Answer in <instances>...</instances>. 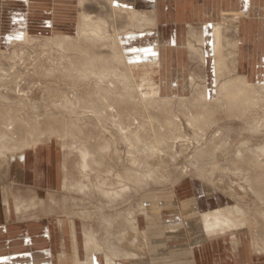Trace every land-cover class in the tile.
I'll list each match as a JSON object with an SVG mask.
<instances>
[{"label": "rangeland", "instance_id": "rangeland-1", "mask_svg": "<svg viewBox=\"0 0 264 264\" xmlns=\"http://www.w3.org/2000/svg\"><path fill=\"white\" fill-rule=\"evenodd\" d=\"M198 3L0 0V228L31 236L49 264L87 257L104 264L108 256L117 264H264V248L252 245H264V91L234 114L222 105L201 126L184 117L220 103L219 53L230 69L219 79L247 75L264 85V0H209L204 16ZM132 10L153 15L154 25L135 27ZM82 14L104 23L100 38L83 33ZM63 36L70 40L59 44ZM135 84L150 94L157 88L159 98L144 102ZM204 85L207 99L199 100L195 86ZM66 98L74 104H61ZM105 104L113 110L100 118ZM170 114L174 127L158 129ZM117 121L139 127L129 153L136 166ZM162 139L167 145L158 144ZM126 170L155 173L140 181L127 179ZM227 206L249 220L233 232L235 252L228 240L196 237L199 215ZM86 234L95 246H87Z\"/></svg>", "mask_w": 264, "mask_h": 264}, {"label": "bare ground", "instance_id": "bare-ground-1", "mask_svg": "<svg viewBox=\"0 0 264 264\" xmlns=\"http://www.w3.org/2000/svg\"><path fill=\"white\" fill-rule=\"evenodd\" d=\"M81 2H82V0H81ZM129 17H130L132 24L135 23L134 24L135 27L141 28L143 22H145V24H150L152 26L154 25L153 15L151 17V16H148L146 14L139 13L138 11L132 10V11H130ZM81 19H82L81 20L82 21L81 30L83 31L84 34L87 33L89 35V36H87V37H89V40L93 41L94 39L100 38L103 35V32L105 31V27H104V23L100 19H94L95 21H93L91 17L86 16L84 14L81 15ZM218 35H221V32L218 33ZM211 37H213V36L211 35ZM56 40L59 44H64L66 42H69L70 38H68L67 36H63V37H57ZM203 40H204V36H203ZM215 43H216L215 48H217L218 46L221 45L220 41L216 40ZM189 47L191 50H194V48L192 47L191 44H189ZM157 48H158V45L155 46V50H157ZM217 49H221V48H217ZM195 51H196V53L201 52V50L199 48L195 49ZM112 58L114 60H120L119 55L116 53L112 56ZM99 59L100 58H98V56H94V60L99 61ZM201 59L204 60L203 57ZM149 61L152 64H158V62L156 63L152 59H150ZM217 63H218L220 68H219V71H217V75H216L217 81L215 83H216L217 98L219 97L218 102H220V103L215 104V107H210V108H204V106H203V107H201V108H203V110L198 112V113H195V114L190 113V111L185 112L184 117L186 118L188 123L192 126H195V125L201 126L202 124H204L208 121L210 122L211 121L210 119L213 116V114L215 112H217V110L222 105L225 106L224 108H225V112L227 114H232V113L234 114L236 110H232L233 107L240 108L242 106H245V104H251L253 102V100H258L260 98V96H263L262 93L264 91V85L261 86V84L256 85V84L251 83L245 75H239L238 74V75H234L231 78H227V77L224 78L223 77L222 79H219L220 77L229 74V73H227V71H230V69L228 67H226L225 61H224V56L222 53H219ZM234 66H235V64H234ZM147 74L148 73H144V76H147ZM120 76H122L124 78V80H126V81L129 78L128 75H126V74H120ZM149 79H150V77H149ZM142 80L146 82V77L142 78ZM140 85L143 86L142 84H140ZM154 85H156V84H154ZM144 86H145V84H144ZM138 88H139V85L135 84L134 89L136 90V93L140 94L141 98H143L144 102H146V103H150L151 100L159 98V96H157L158 89L156 87H155L156 89L151 87L152 88L151 94L149 92H141L142 90H139ZM207 89H208V86L206 87V85L201 86V87L195 86L194 92L197 93L196 94L197 99L206 100L207 99V93H208ZM61 104H74V102L71 99L66 98L65 100H63V102ZM145 105L149 106L150 104H145ZM199 106H200V104H199ZM109 107L110 106L107 104L102 106V108L99 109L98 116L100 118H108L109 115H111V112L113 110V109L109 110ZM145 111H147L146 108H145ZM245 114H246L245 110H243L242 113L239 114L238 116L239 117L244 116ZM173 118H174L173 115L170 114V116L166 119V121L158 129H160V130L163 129V130H166L165 132H167L168 130H170L169 127L173 128L174 125L177 123L176 121H174L176 119L173 120ZM117 120H119V119H117ZM119 121H117L118 122L117 124L119 127V132L122 135V137L125 139V141L128 145V154H129L130 151L132 150V146L134 144H136V142H134V141L140 140L139 127L134 126L133 128H126ZM75 129L76 128L74 126L73 128H71V131H74ZM160 130H159V132H160ZM3 136L4 135L0 131V141L3 140ZM11 136H10V138H11ZM13 139H15V137ZM167 143H168V141L166 139H162L158 144L163 146V145H167ZM21 145L22 144H20V142H15L14 150L15 151H17V150L22 151L24 147L22 149H19V148H21ZM263 150H264V148H263ZM79 152H80V150H79ZM250 153H252L251 150H250ZM241 154L242 153L240 151H238V157H241ZM85 155H86V153L83 151L82 152V158H84V161H85ZM256 155H259V154L254 153V157L257 159L258 157ZM126 158L128 159V161L130 162V164L132 166H136V161H135L134 157H132L129 154L126 156ZM118 160H121V159H118ZM121 161L123 162V160H121ZM213 168H215V167H213ZM154 173L155 172L153 170L148 171L147 173H144V174L138 173V172L137 173L130 172L128 170L124 171V174H125L127 179L128 178L131 179L132 177H134L135 179L140 180V181L141 180H143V181L144 180L145 181L151 180L153 178ZM140 174H142V175H140ZM117 176L119 177V175H117ZM64 184H65V179L63 177V185ZM227 211L230 212L231 214L237 213V209H235V207H232V206L230 208H227ZM172 215H174V214L172 213ZM104 219H107V218H104ZM227 222L228 221L223 222L224 224H226V226H224V227L220 226V229H218V230L224 231V230L229 229V228L242 229V227H244L246 224V221L243 219V217L238 218V219L236 218L234 223L233 222L227 223ZM128 223H129L130 228L133 230L134 234H137L136 221L134 220V217H133V219H130L128 221ZM123 235H124V233H123ZM134 236L136 237V235H134ZM84 238H85V242H86L87 246H90V247L95 246V241H94V238L92 235L86 234V236ZM229 242H231L230 239H229ZM232 243L233 244L235 243L234 238L232 240ZM253 244L255 245V247L258 250H263V248H264L263 243L261 244L260 242L258 243V242H255L253 240ZM107 245L109 248H113V246L111 244H107ZM112 251L114 253L115 249L113 248ZM131 256L134 257L135 254L129 253L125 257L129 259V258H131ZM91 261H92V259L90 257H87V260L84 262L76 260V264H92ZM104 263L105 264H117L116 258L109 257V256L107 257L106 262L104 261Z\"/></svg>", "mask_w": 264, "mask_h": 264}, {"label": "crops", "instance_id": "crops-1", "mask_svg": "<svg viewBox=\"0 0 264 264\" xmlns=\"http://www.w3.org/2000/svg\"><path fill=\"white\" fill-rule=\"evenodd\" d=\"M200 2L201 4L200 3L197 4L198 12H200L202 16H204L205 14L211 13L210 12L211 10L209 9L208 4H207L209 0H200ZM169 10L171 11V9ZM165 11H167L166 8H165ZM245 76L247 77V75ZM230 207L231 206H227L223 208H215L210 211L201 213L199 217H200V223H201L202 229L199 231L200 234H197L196 237H201V240L202 239L205 240L210 237L216 236L215 238L217 239L216 241H220V242L222 241L224 245H225L226 240H228L229 242V239H230L231 241L229 242L230 250L231 252H235L240 244V241H239V238L236 236V234H234L233 232L234 231L239 232L241 229L229 228L224 231L218 230L220 229V226L222 227L226 226V224H224L223 222L228 221L227 223H230V222L234 223L236 218L237 219L242 218L241 215L237 216L236 213L231 214L230 212H228L227 208H230ZM173 214H176V213L173 211ZM174 216L175 215H172V217ZM243 219L246 221L245 226H247L249 223L248 222L249 220L245 216H243ZM174 226L176 225H173L171 227H174ZM179 226L182 227L183 225H179ZM71 230L74 232V225L71 226ZM171 232H172L171 234L172 237H174L173 235L174 233H177V231H174V230H172ZM227 232L230 233L228 234L229 237L220 238V236L225 235ZM15 235L17 234H11L10 229L8 228H3V229L0 228V264H49L48 252L35 251L33 245L31 244V236L26 235V236H21V238L20 236L19 238H16L17 236ZM72 235H73V241H74L75 240L74 233ZM181 235L182 234L180 233L179 236ZM233 238L235 239L234 244L232 243ZM252 245H253V248H256L255 245L253 244V239H252ZM75 249H76V246H75ZM189 252H190V257H191V253H192L191 250ZM90 258L93 259L92 257Z\"/></svg>", "mask_w": 264, "mask_h": 264}]
</instances>
